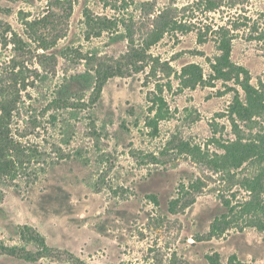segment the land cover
Masks as SVG:
<instances>
[{
    "label": "rangeland",
    "instance_id": "1",
    "mask_svg": "<svg viewBox=\"0 0 264 264\" xmlns=\"http://www.w3.org/2000/svg\"><path fill=\"white\" fill-rule=\"evenodd\" d=\"M202 1L0 0V104L22 91L26 107L18 114L28 128L20 134L31 148L0 203V245L34 248L20 236L28 225L55 252L35 262L0 254V264H170L175 255L181 264H209L215 252L222 264L233 256L264 264V207L253 209L255 200L264 203V189L257 199L246 185L264 164L225 163L224 146L237 138L229 107L235 89L243 92L234 81L211 78L221 54L223 32L216 31L224 27L233 62L254 85L264 83V0H223L213 12ZM160 15L189 29L172 27L144 61H131L127 54L147 46ZM14 57L23 70L18 83ZM123 58L124 73L107 81L95 114L90 90L73 101L78 117H60L69 127L60 121L54 131L43 120L34 128L31 110L45 115L46 97L63 76ZM189 63L204 69L206 82L196 88L183 84ZM43 72L49 79L42 81ZM254 122L239 121L242 134L264 127Z\"/></svg>",
    "mask_w": 264,
    "mask_h": 264
},
{
    "label": "trees",
    "instance_id": "2",
    "mask_svg": "<svg viewBox=\"0 0 264 264\" xmlns=\"http://www.w3.org/2000/svg\"><path fill=\"white\" fill-rule=\"evenodd\" d=\"M204 9L208 12L216 11L224 6L223 0H203L201 2ZM165 14L168 12H164ZM162 21L159 23V27L153 31L151 40L148 42L142 50L131 48L127 57L131 58V61H144L147 58V50L153 44L157 43L163 35L174 27L182 28L183 30L189 29L186 24L179 23L174 17L167 15H160ZM104 25L105 22H104ZM222 33L221 38L218 40V46L221 54L211 63V78L221 79L224 81H234L237 84L243 94H241L238 88L235 89V96L229 107V115L232 118V124L237 132V138L227 143L224 148L226 150L223 155L225 163L230 162L235 167H241L246 162L255 161L257 163L264 164V127L254 135L247 137L242 134V129L239 121H250L254 123H264V83L256 86L252 83V78L249 70L242 65H238L232 60L233 51V38L228 35L227 30L221 27L216 33ZM17 35V34H16ZM18 36V35H17ZM64 36L56 38L54 44H43V49L48 50L52 46L58 44V40ZM15 45H20L21 38H14ZM199 40L201 43L206 42L207 38L199 32ZM134 44V43H133ZM64 53V51H63ZM42 56H46L42 54ZM13 58V73L15 81L18 83L17 78L23 70L21 64ZM124 59H118L114 64H99L98 69H87L82 72H76L71 75H65L58 86L47 95V104L44 107L45 115L51 111L47 116L41 114L38 115V111L35 108L32 111L33 115L29 116V121L34 125V128L41 129L43 120L54 131L61 124L60 121L67 122V127L71 125V122L60 120V117L65 111L70 112V119L78 117L77 110L79 106L74 107L73 101L77 99H83V94L88 91H92L90 100L92 106L89 107V111L93 114L96 113L99 105V100L103 95L104 86L107 81L116 76L122 75ZM137 71H140L139 69ZM43 80L49 79V74L42 73ZM183 84L186 87L196 88L197 85L206 82L204 69L197 63H189L183 67L182 71ZM22 91L19 90L15 95L8 96L0 104V203L3 200L5 191L13 187L9 184L10 181H16L19 177L21 169L25 168L26 157L28 150L31 149L25 139L26 135L20 134L21 130L28 128V123L22 127L21 118L18 114L20 110L26 107V101L23 99ZM156 105L164 103L163 97H159L154 100ZM154 106L150 108L151 112L154 110ZM46 109V110H45ZM159 117V116H158ZM258 118L259 120H256ZM154 128L158 129V119L154 118L150 122ZM54 137V136H53ZM48 142V140H47ZM52 148L58 147L55 140L49 142ZM29 181V180H27ZM33 181V180H32ZM16 185V184H15ZM248 189L254 193L255 198H259L260 193L264 189V168L255 176L254 179L247 181ZM152 201L159 205V200L156 195L150 196ZM257 198V199H258ZM178 199H174L171 202L170 211L176 213L178 207ZM253 209L258 207H264V203L259 200L254 201ZM250 203H247L249 205ZM20 236L23 240L33 244L34 248H28L26 245H0V254H8L10 256L20 258L26 261L35 262L45 257L54 256V249L47 243L46 238L37 230L31 226L25 225L20 229ZM209 264H222L220 253L207 254L206 256ZM149 264H158L157 262H150ZM159 264H162L159 262ZM169 264V263H168ZM170 264H181L179 258L175 255L171 257ZM184 264H191L189 261H185ZM227 264H248L239 260L233 256L229 259Z\"/></svg>",
    "mask_w": 264,
    "mask_h": 264
}]
</instances>
